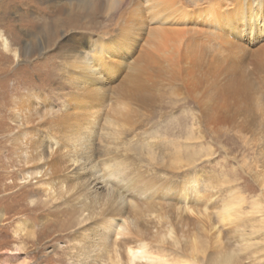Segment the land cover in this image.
Instances as JSON below:
<instances>
[{
	"label": "rangeland",
	"instance_id": "1",
	"mask_svg": "<svg viewBox=\"0 0 264 264\" xmlns=\"http://www.w3.org/2000/svg\"><path fill=\"white\" fill-rule=\"evenodd\" d=\"M35 1L12 3L6 9L10 22L8 38L17 42L12 46L20 50L19 59L8 55L9 52L3 54L0 45V59L2 55L8 58L5 72L0 70V264H69L68 251L82 226L76 219L82 209L72 200L62 202L50 196L45 190L46 178H41L38 184L37 179L26 173L27 166L16 152L14 138L24 139L26 135L38 138L41 141L34 139L29 143L30 148L38 145L31 149L30 155L36 150L44 157L49 154L53 145L47 134L42 133L54 127L53 121L46 124L47 118L54 119L66 107L63 100L69 86L61 71L64 62H71L70 50L75 46L80 48L82 34L110 37L111 27L124 17L103 12L91 16L84 11L76 20L78 25L68 22V27H60L54 35L52 28L43 29L40 25L48 24L58 13L44 9L48 4L39 1L37 5ZM182 1L191 9L196 4L202 9L213 0ZM256 9L260 16L257 23L263 25V8ZM17 14L25 16L19 21ZM58 15L65 18L68 13ZM40 19H43L41 23ZM248 33L244 31L246 38ZM123 37L128 43L135 36L127 32ZM263 37L250 44L253 51L264 44ZM250 56L249 60L246 57L237 62V67L231 65L238 74L251 71ZM93 68L99 71L98 65ZM174 85L169 80L156 83L151 100L137 107L128 121L117 122L106 135L101 131L102 122L92 123L90 156L86 159L82 149L77 157L88 168L96 165V171L113 163L118 168H128L126 177L136 171L141 178L150 180L158 192L150 203V214L173 222L179 216L198 217L204 240L215 238L216 245L225 253L237 254L239 264H264V74L254 85L253 109L248 121L239 116L216 125L205 122L195 99L177 93ZM30 92L34 95L29 96ZM15 98L19 102L23 100V111L28 117L20 125L13 121L11 107ZM69 138L59 139L55 145L64 163L76 156L77 150L67 146ZM68 166L70 174L76 171L75 164ZM94 167L89 169V176L100 177L102 172L94 173ZM40 173L36 175L40 177L43 172ZM127 180L124 178L118 185L128 186L130 180ZM93 183L90 190H103L99 181ZM126 190L119 188L113 199L120 202L119 197L128 195ZM19 221L25 222L24 229L30 234H18ZM85 223L93 224L89 218ZM237 248H242L244 254H238Z\"/></svg>",
	"mask_w": 264,
	"mask_h": 264
},
{
	"label": "bare ground",
	"instance_id": "2",
	"mask_svg": "<svg viewBox=\"0 0 264 264\" xmlns=\"http://www.w3.org/2000/svg\"><path fill=\"white\" fill-rule=\"evenodd\" d=\"M39 1L48 4L44 9L68 13L65 18L54 14L48 24L40 25L43 29L52 28L54 35V31L68 22L78 25L76 20L84 11L91 16L97 12L124 16L122 21L115 22L116 28L111 27L110 37L82 34L80 48L75 46L70 50L71 62H64L61 71L69 86L63 100L66 107L54 119L47 118L46 124L53 121L54 127L42 133L47 134L53 145L49 154L44 157L36 150L30 155L31 149L38 145L30 148L29 143L34 139L41 141L38 138L28 135L24 139L14 138L16 152L27 166L26 173L37 179L38 184L41 178H46L45 190L50 196L62 202L72 200L82 209L76 218L82 226L68 251L69 264H239L237 254L225 253L216 245L215 238L203 239L198 217L189 214L173 222L150 214V203L158 194L150 180L141 178L136 171H129L131 176L126 177L128 168H118L114 163L96 171V165L88 168L77 155L84 149L85 158L90 156L92 123L102 122L101 131L106 135L120 120L128 121L137 107L146 105L153 96L154 85L162 80L174 83L177 93L192 96L200 117L207 123L221 124L239 116L248 121L253 109L254 85L264 74V44L255 51L250 46L264 35V29L261 30L264 20L263 25L257 23L260 16L256 9L264 11V0H210L202 9L197 4L191 9L182 0H36L35 3L40 5ZM19 2L23 4V0H0V45L3 54L9 52L16 60L21 52L12 46L17 42L8 38L10 22L6 9ZM17 15L19 21L25 16ZM247 30L248 38L244 34ZM127 32L136 37L128 43L123 37ZM250 54L251 71L238 74L231 65ZM7 59L2 55L1 72H5ZM93 65H98L99 71ZM23 105L22 99L19 102L15 98L11 107L13 121L19 125L27 117ZM65 136H73L67 146L77 151L76 156L64 163L55 145ZM83 136L87 137L82 140ZM68 163L76 165L72 174L67 171ZM92 167L94 173L100 171L102 175L89 176ZM40 172L43 174L38 177L36 174ZM124 178L130 180L129 185H118ZM97 181L103 190H90ZM119 188H127L129 193L117 202L113 195L119 193ZM164 192L167 193L166 189ZM88 218L93 223L91 226L85 223ZM23 224L18 222L17 232L27 236L31 232ZM236 250L238 254L245 252L242 248Z\"/></svg>",
	"mask_w": 264,
	"mask_h": 264
}]
</instances>
